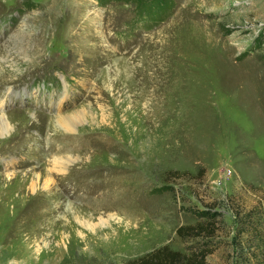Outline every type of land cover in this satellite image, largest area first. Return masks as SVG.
<instances>
[{"label": "rangeland", "instance_id": "374dc122", "mask_svg": "<svg viewBox=\"0 0 264 264\" xmlns=\"http://www.w3.org/2000/svg\"><path fill=\"white\" fill-rule=\"evenodd\" d=\"M155 1L0 0V264H264V0Z\"/></svg>", "mask_w": 264, "mask_h": 264}, {"label": "trees", "instance_id": "16d2710c", "mask_svg": "<svg viewBox=\"0 0 264 264\" xmlns=\"http://www.w3.org/2000/svg\"><path fill=\"white\" fill-rule=\"evenodd\" d=\"M99 1L104 2V0ZM119 1L130 3L134 0ZM168 2L169 0L155 1V3L157 4L156 6L158 7ZM138 4L140 16H142L141 12L142 14H144L145 12L147 13V8L151 6L150 3H148V0H139ZM148 4L150 6H148ZM153 8L157 14L158 12L156 11L157 8L155 7V5H153ZM164 16L166 15L164 14ZM144 18H146V16ZM161 18L164 17L161 16ZM254 211L255 210L248 213L235 211L234 214L238 219V222L241 224V228L237 236L235 237V242L241 258L243 255H246L248 251H251V249L255 248L254 241L260 238L259 236L261 234V231H259L258 228L259 219H256L254 223L251 221V217L254 214ZM193 214L196 215L200 221L195 225L180 226L176 231V235L181 241L189 244L195 242V244H192L188 247V253L172 251L169 248L165 247L155 250L138 260L129 261L126 264H207V258L213 253L211 247L212 242L216 237L218 231H220L218 226L219 223L217 222L220 215L215 211L212 212L210 209L193 210ZM245 234L250 235L246 242L241 239V236L243 237Z\"/></svg>", "mask_w": 264, "mask_h": 264}, {"label": "bare ground", "instance_id": "6f19581e", "mask_svg": "<svg viewBox=\"0 0 264 264\" xmlns=\"http://www.w3.org/2000/svg\"><path fill=\"white\" fill-rule=\"evenodd\" d=\"M1 67V66H0ZM1 69V68H0ZM191 96H194L193 94L191 95V93H190V99H191ZM188 98V100L190 101V99H189V97H187ZM189 101H188V103H189ZM3 102H5V101H3ZM193 102V101H192ZM191 103V102H190ZM189 103V104H190ZM3 103L0 105V109H2L3 107ZM68 116V115H67ZM69 116H71V115H69ZM60 117H62V116H60ZM64 117V116H63ZM2 118H4L3 116H2ZM68 117H64L63 118V121H65V120H68L67 119ZM75 119V118H74ZM74 119H72L73 121H74ZM4 120V119H3ZM1 122H3V121H1ZM0 122V123H1ZM66 122H68V121H66ZM58 123V122H57ZM63 122L61 121V124H62ZM3 124V123H2ZM66 124V123H65ZM69 124V123H68ZM59 126V125H58ZM2 128V127H1ZM5 128V127H4ZM3 130V129H2ZM65 130H66V128H65ZM70 130H72V129H70ZM67 131V130H66ZM66 162H68L67 160H66ZM54 163H56V162H54ZM63 163V162H62ZM69 163V162H68ZM58 164V163H57ZM60 164V163H59ZM65 164H67V163H65ZM68 165V164H67ZM60 168V167H59ZM58 169V168H57ZM56 171V170H55ZM61 171H62V169H61ZM59 172V171H58Z\"/></svg>", "mask_w": 264, "mask_h": 264}, {"label": "clouds", "instance_id": "9594fccd", "mask_svg": "<svg viewBox=\"0 0 264 264\" xmlns=\"http://www.w3.org/2000/svg\"><path fill=\"white\" fill-rule=\"evenodd\" d=\"M142 21V20H141ZM143 22V21H142ZM145 23V22H144ZM148 24V23H147Z\"/></svg>", "mask_w": 264, "mask_h": 264}]
</instances>
